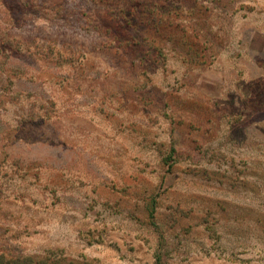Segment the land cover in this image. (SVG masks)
Listing matches in <instances>:
<instances>
[{
  "label": "rangeland",
  "instance_id": "rangeland-1",
  "mask_svg": "<svg viewBox=\"0 0 264 264\" xmlns=\"http://www.w3.org/2000/svg\"><path fill=\"white\" fill-rule=\"evenodd\" d=\"M0 264H264V0H0Z\"/></svg>",
  "mask_w": 264,
  "mask_h": 264
},
{
  "label": "trees",
  "instance_id": "trees-1",
  "mask_svg": "<svg viewBox=\"0 0 264 264\" xmlns=\"http://www.w3.org/2000/svg\"><path fill=\"white\" fill-rule=\"evenodd\" d=\"M147 16V15H146ZM140 18V21H144V22H146V20H143V18H141V17H139Z\"/></svg>",
  "mask_w": 264,
  "mask_h": 264
}]
</instances>
